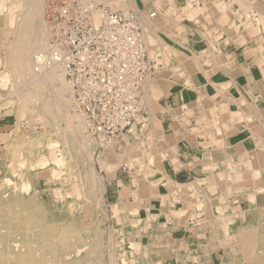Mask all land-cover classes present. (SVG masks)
<instances>
[{
	"label": "bare ground",
	"instance_id": "1",
	"mask_svg": "<svg viewBox=\"0 0 264 264\" xmlns=\"http://www.w3.org/2000/svg\"><path fill=\"white\" fill-rule=\"evenodd\" d=\"M145 1L146 0H96V2H100L104 8L107 7L110 9V11L113 12L120 10L121 11L120 13L123 15H126L130 12H136L135 10L134 11L131 10V7L137 9V6L139 8V2H145ZM151 3L154 7V10L158 14H160V11L164 13L168 11L166 7L167 4H165L163 0H151ZM45 5L46 4L44 0H0V107H3L4 105L7 104L15 105L17 107L18 117H20V119L29 118L30 120L39 122V125H41L39 127H41L42 130L40 133L33 136L27 142L16 140L13 141L12 144L6 146V148L10 146V152L16 162L22 165L24 164V162H26L25 163L26 170L24 171L19 170L17 172L15 170H11V175L15 177L18 181L14 184H9L10 182L9 180L3 179L4 182L3 184H8L7 185L8 187L7 190L0 192V264H102L103 263L102 258L105 257L104 255L107 256V262H106L107 264H115V262L113 261L114 260L113 257L115 256V252L113 249L114 248L113 240L110 237L108 238L105 237L106 244H104L105 238L102 230L98 226L97 227L92 226L90 220L84 221L80 219L77 220L74 217L72 218L71 210L75 207H78V203L75 201L81 200L83 202L82 203L83 206L88 210L91 207L95 209L102 207L105 204L103 198V195L105 193V185L103 180L109 181L113 179L116 170L120 166L125 167L127 171L129 170V173L133 175L135 174L138 175V173H140L143 170L141 172L143 173L142 175L144 177L142 178V180L146 184L151 183V181L148 180L147 178V174L148 175L152 173L160 174V180L154 184V187H149L147 190L151 191V193H157V189L159 190V188L161 187L156 188L155 185H157L158 182L159 183L165 182V185L169 186L170 189L172 190V199H176V197L178 196L184 198L185 196L188 197L187 194H189V190L192 189V186L190 184L189 185L185 184V186H179L180 185L179 184L177 186V183L174 184L175 183L174 180L173 183L166 175V173H164V169L161 165V159L162 157L169 156V154H171V148L163 151L161 150L162 148L153 145L151 150L148 151L149 155L146 157L147 162L145 164V163H141V160L139 159L140 156L138 157L140 162H138L137 157H136L137 161L133 162V158H135V156L133 157V154L135 155V152H137L136 150H138L140 155L143 153L142 150L137 149L138 144L137 145L135 144L137 147L136 148L130 142L131 145H127V147L123 150V152L120 155H116L114 154L115 152H113V149L117 151L121 148V145L117 147L113 143H108L107 145H103L104 142L103 137L101 136H98L97 138L90 137V135L87 133L88 126L84 122L83 116L79 114V112L76 110L75 108L76 106L71 98L70 87H69L70 84L66 81L64 75L59 70L58 68L59 66H54L52 68L45 69L43 67L44 65L43 63H39L36 61L37 56L41 55L42 52L46 51L48 48L47 41L49 37V28L47 27L48 26L47 23L43 20V14L45 13L44 10ZM144 8L146 9V7L144 6L142 7V10H144ZM170 12H172V10ZM151 14H153V17L150 18L148 14L147 18L149 19L154 18L156 13H151ZM100 17H101L100 12H94L91 16L92 23L98 24ZM177 18L172 20H177ZM170 19L171 18L169 17V21ZM178 19L180 20V18ZM259 19L260 17H258V20ZM140 24L143 32L145 47L147 50L149 67L153 64V66L160 67V69L162 70L164 68L163 58L165 57L166 54L165 53L166 46L164 43L160 42L159 37L156 35L157 32L155 30V26L152 24L151 21L146 19L144 21L141 20ZM260 24L263 23L261 22ZM45 27H47L48 29H46ZM181 38L183 37L181 36ZM38 53L40 54L37 55ZM175 71L178 72L180 75L181 68L177 67ZM4 91L8 92V96L2 99L1 92ZM150 94L151 96L148 94L147 91V94L145 95L144 92L145 107H147L146 104H148L149 97L151 98L155 95V91L150 92ZM220 111L222 112V110ZM220 111L217 112L220 113ZM143 118L144 116L141 118V120H143ZM131 127L127 129V132L130 129L133 131V128ZM154 130H153V134H155ZM216 131L218 130L216 129ZM126 134L124 135L123 138H125ZM151 134L152 133H150V135ZM52 136H56L58 139L52 140ZM151 137L149 138L151 139ZM150 144L148 143V145ZM58 145L59 146L61 145L60 146L61 148H59ZM95 145L99 150L102 149L99 152L98 156L96 155L97 157L96 162L100 167L99 170H101L103 174V178H99L96 175V172L93 167L92 154L94 151L93 146ZM45 147L47 148L48 156L31 155L30 158L28 159H25L24 156H22V150L24 151V149L32 153L35 150L37 152L39 149ZM147 147L149 148L150 146ZM260 154L262 155V153ZM171 160H173V158ZM263 162L261 164H263ZM37 169H42L43 171L31 172V170L34 171ZM132 170H135V172ZM222 173L219 174L222 182H225L227 180L230 182L240 181L242 179V176L239 175L238 173L234 174L233 176L229 174L225 175V173L223 174ZM222 175L226 176V178H222L221 177ZM136 176L135 179L132 180L133 184L137 182ZM42 177H46L47 179L50 180L56 179L57 181H59L61 186H66V185L69 186L68 191L66 192L64 191L63 193L62 191L64 189L54 190L53 188L54 190L53 192L55 195L54 197L57 202V208L54 212L51 213L49 212L48 206L45 203L44 199L40 196L41 192L39 191L38 188L39 186L38 179ZM250 177H251V182L254 181L253 183L255 185L259 182L260 177H259V173L256 170L253 171ZM239 183L240 182H238V184ZM238 186H240V184ZM258 189L256 191L253 190V192L250 194L248 193V196L246 197L248 198L249 202L252 204L256 202L257 193L255 192H257ZM126 192L127 190L125 188L122 190L121 195ZM64 197L74 198V203L67 204L68 206H66L65 208L64 207L65 205L63 206ZM136 197L134 201H136ZM154 197H157V195L155 194ZM160 199L162 203L167 202L166 200L167 197L161 196ZM219 200L221 201L220 202L221 204L223 199L218 198V201ZM199 201L200 200L197 201L198 206L196 208L198 214L200 210H202L201 209L202 203H199ZM139 202L140 201H138V203ZM134 204L137 205L136 203ZM228 204L230 203L228 202ZM131 207L130 209L136 211L135 210L136 207L135 209ZM64 208L66 209V211ZM122 209L124 210L125 208L122 207ZM223 210L224 209L218 207L219 215L217 216V226H219V228L221 227L225 234L226 230L229 228L228 223L230 222L229 218L231 217L224 215ZM60 211L62 212L59 215ZM64 212H67L68 214H64ZM119 212L120 210L118 208V205H114V206L112 205L111 217L114 223V228L120 226L122 223V219L119 217L118 214ZM172 212L173 211H171L170 213ZM89 213L91 212L89 211ZM190 213L193 214L192 212ZM107 214L108 213L104 212L105 217ZM198 214L196 216H198ZM65 216H67V218ZM176 216L177 215H175V217ZM259 226H261V224ZM250 230L252 229L250 228ZM250 230L249 229L238 230L232 235V237L229 236L230 238H234V239L239 238V241L234 244L233 248H237L240 257L242 256V258H244L247 261H251L252 259L254 260L253 257L255 256L256 258L258 253L262 255V257L264 258V236L263 237L262 236L260 237V235L257 236L259 231L257 232L256 228L255 230L253 229V231ZM238 233L240 235H238ZM226 235H228L227 232ZM134 243L133 245L130 246H132L134 250L138 251L139 246L138 244H134ZM104 245H107L105 248L107 250L105 252L103 251ZM121 259H122V255H121ZM121 263L126 264V261L125 260H123L122 262L120 261V264Z\"/></svg>",
	"mask_w": 264,
	"mask_h": 264
},
{
	"label": "crops",
	"instance_id": "2",
	"mask_svg": "<svg viewBox=\"0 0 264 264\" xmlns=\"http://www.w3.org/2000/svg\"><path fill=\"white\" fill-rule=\"evenodd\" d=\"M163 1L168 5L166 13L158 14L152 4L147 11L156 13L151 20L163 35L166 60L161 73L152 69L146 83L145 95L147 91L150 96L155 91V95L148 99L145 117L164 134V143H169L165 150L171 148L164 173L177 186L190 184L193 190L188 197L172 199L169 186L157 189L156 224H163V228L159 229L161 253L156 261L226 264L229 256L220 243L225 236L217 226L218 207L233 218L245 200L228 198L220 204L218 192H253L261 185L264 191V0ZM141 20H145L143 16ZM177 67L181 76L175 71ZM255 170L262 184L253 187L248 181ZM222 172L231 176L238 173L247 185L234 188L230 181L222 182ZM209 190L213 191L210 196ZM159 196L167 197V202L162 203ZM198 200L202 203L199 214Z\"/></svg>",
	"mask_w": 264,
	"mask_h": 264
},
{
	"label": "built area",
	"instance_id": "3",
	"mask_svg": "<svg viewBox=\"0 0 264 264\" xmlns=\"http://www.w3.org/2000/svg\"><path fill=\"white\" fill-rule=\"evenodd\" d=\"M94 12L101 13L98 24L91 21ZM44 15L48 48L36 61L45 69L59 66L90 137L120 146L127 129L146 113L151 69L140 24L143 10L123 15L96 0H46Z\"/></svg>",
	"mask_w": 264,
	"mask_h": 264
},
{
	"label": "rangeland",
	"instance_id": "4",
	"mask_svg": "<svg viewBox=\"0 0 264 264\" xmlns=\"http://www.w3.org/2000/svg\"><path fill=\"white\" fill-rule=\"evenodd\" d=\"M44 1L46 4V0H44ZM150 4H152L151 0H146L145 2H139V8H138V6H137V9L131 7V10L140 11V10H142V7L145 6L146 9L144 8L142 16L144 19L152 22L153 20L147 18V15H148L147 11L150 7ZM116 12L120 13L121 11L118 10ZM162 13L163 12L160 11V14H162ZM43 20L46 22L44 14H43ZM47 27L49 28V26H47ZM47 27H45V28L48 29ZM155 30L157 32L156 27H155ZM156 35L159 37L160 42L163 43V40H164L163 35H161L158 32L156 33ZM39 54L40 53H38L37 55H39ZM150 69L151 70L154 69L155 73L157 71H159V72L161 71L160 67H155V66H153V64L150 66ZM1 95H2L1 98L4 99L8 96V92L7 91L1 92ZM3 107H0V149H1L0 150V192L7 190V187H8L7 186L8 184H3L4 183L3 179L9 180L10 181L9 184H14V183L18 182L17 179L11 175V170H15L16 172L19 170L20 171L26 170V164H25L26 162H24L23 165L16 162L15 159L13 158L11 152H10V146L7 148H6V146L12 144L13 141H16V140L17 141L21 140L23 142H27L33 136H35L36 134H38L42 131L41 127H39V126H41V125H39V122H35L33 120H30L29 118H21L20 119V117H18L17 107L15 105L7 104V105H4ZM20 124L21 125L23 124V125L21 126ZM131 128H133V131L131 129H130L131 131L128 130L125 138H123L122 143L120 144L121 148L117 151L115 149H113V152H115L114 154L120 155L123 152V150L127 147V145H131V143L135 147L138 144L137 145L138 148L137 147L136 148L139 150H142L143 153L140 155L138 150H136L137 152H135V155L133 154V157L135 156V158H133V162L137 161L136 157L138 159V157L140 156L141 158L139 157V159L141 160V163L146 164V162H147L146 157L149 155L148 151L151 150L153 145H156L157 147L162 148L161 150L165 151V145L169 144L168 142H167L168 144L164 143L166 138L163 136V134L161 136L162 132H161V130H159L160 128L158 127V125L150 124V120L148 118H146L145 115H144L143 120H141V122L139 124H136L135 126H133ZM34 129H35V131H34ZM150 130H151V132H150ZM153 130H154L155 134H153ZM150 133H152V134L150 135ZM147 136H148V138H147ZM24 137H26V138H24ZM149 137H151V139ZM56 139H58L56 136H52V140H56ZM141 140H143V141H141ZM149 141L151 142V144ZM7 142H8V144H7ZM148 143L150 145H148ZM60 146H59V148H61ZM147 146H150V147L148 148ZM93 149H94V151L92 154V160H93L94 170L96 172V175L99 178H103V174H102L101 170H99L100 167L96 162L97 161L96 155L98 156L99 152L102 149L99 150L96 145L93 146ZM117 152H118V154H117ZM31 155L32 156H34V155L48 156L47 148L45 147V148L39 149L37 152L35 150L32 153L30 151L28 152L25 149H24V151L22 150V156H24L25 159L30 158ZM139 159H138V162H140ZM165 161H166V156L162 157V159H161V165H162L163 169H165ZM12 162H14V163H12ZM16 167H18V168H16ZM124 168L125 167L120 166L116 170L115 176L113 179H111L109 181L103 180L104 185H105V193L103 195L105 204L102 207H99L96 209L91 207L92 209L90 208L88 210L87 208H85L83 206V204H82L83 202L81 200L75 201L78 203V207H75L71 210L72 218L74 217L77 220L80 219V220H84V221L90 220L92 223L91 224L92 226H95V227L98 226L102 230L104 238L110 237L113 240V242H114L113 243L114 244L113 249L115 252V256L113 257V259H114L113 261L115 262V264H120V261L122 262L123 260L126 261V264H128V263L129 264H164L161 262L160 259L156 262V260H157L156 258L157 257L160 258L159 257L160 255L158 253H161V247L159 245H160V241L162 240V238L159 236V234L162 235V229L161 230H159V229L163 228L162 227L163 224H158V225L156 224V220L158 217H156L155 215H157L156 212H157V209L159 208V202L156 200V198L154 196H155V194L157 195V193H151V191L147 190L149 187H154V184L160 180V174H158V173H152L149 175L147 174V178H148V180L151 181V183L146 184L142 180V178H144L142 175L143 173H141L143 170L140 172L141 174L138 173V175L137 174L133 175V174L129 173V170L127 171V169L126 168L124 169ZM21 169H23V170H21ZM42 171H43L42 169H37L34 171L31 170V172H42ZM132 171L135 172V170H132ZM140 175H142V176H140ZM225 175H227V174H225ZM135 176H136L137 182L133 184L132 180L135 179ZM223 176L224 175H222L221 177L226 178V176H224V177ZM262 177H264V176H262ZM262 177L260 176V178H259V183H258L259 185L262 184V180H261ZM242 180L243 179H241L240 181L230 182L231 186L234 188L235 187L236 188H242V187L246 186L247 182L245 180L244 181H242ZM56 181H57L56 179L50 180V179H47L46 177H42V178L38 179V182H39L38 188H39V191L41 192L40 196L44 199L45 203L47 204L48 210L50 213L54 212L57 208V202L55 200V197H54L55 195H54L53 191L56 189H62V190L64 189L62 191V193H63L64 191L65 192L68 191V187H69L68 185L61 186L59 181H57V182ZM238 182H240L239 183L240 186H238L239 185ZM253 182H251V180L248 181V183L251 184V186L256 187V185ZM158 184H161V185H158ZM158 184L155 185L156 188H159V187L162 188V187L166 186L165 182H162V183L158 182ZM220 187H222V185ZM53 188H54V190H53ZM122 188L123 189L126 188L127 192L121 195V192L123 190ZM258 188H259L258 191L255 192V193H257L256 198L259 195V198L256 201V203L258 204L257 207H254L252 203L248 202V200L245 199V197L248 196V193L250 194L252 192H243L241 190H237L235 192H232V191L226 192V191L221 190L218 192V196L220 195L219 199H223V202L225 200H227L228 198H232L233 200H239V199L244 198V200H245V202H244L245 206L238 209V211L240 210V212H238L236 214V216L234 215L235 216V217H233L234 219L229 218L230 219V222L228 223L229 228L226 230L228 235H226V232L224 234L221 227H220L221 229L218 227L220 234L223 232L222 236L224 237V235H225V238L221 239L220 243L222 244L223 247L226 248L225 250L228 251L227 253L229 256V262L226 264H250V263L251 264H264V258L259 253L256 256L257 259L254 256L253 257L254 260L252 259L251 261L245 260L244 258H242V256L240 257V254L237 251L238 249L233 248L234 244L239 241V238L234 239V238L229 237V236L232 237V235L235 232H237L238 230H246V229L250 230V228L252 229L250 231H253V229L255 230V228H256L257 232L259 231L257 236L258 235H260V237L264 236V234H263L264 233V191L262 190V185H261V187H258ZM210 192H213V191L207 192V194H209V196L212 194ZM214 193H215L214 195H217L216 192H214ZM221 194H222V196H221ZM245 195H247V196H245ZM226 196H228V197H226ZM135 197H136V201H134ZM159 198H161V197L159 196ZM63 199H64L63 206L65 205L64 206L65 208H66V206H68L67 204L74 203V198L64 197ZM121 201H122V203H121ZM138 201H140V202L138 203ZM134 203H136L138 206L135 205ZM246 203H247V206H246ZM122 204H124V205H122ZM112 205L113 206L118 205V208L120 210V212L118 214H119V217L122 219L121 225L116 227V228H114V223H113V220L111 217L112 216L111 215ZM122 207L125 209L123 210ZM130 207L133 209H135V207H136V209H135L136 211H133L132 209H130ZM79 210H81V211H79ZM128 210H130V211L132 210V211L130 212ZM65 211H66V209H65ZM89 211L91 213H89ZM61 212L62 211L59 212V215ZM104 212L108 213L106 215V217L104 216ZM64 214H68V213L64 212ZM254 215L257 217H255ZM65 217L67 218V216H65ZM128 218H129V220H128ZM260 224H261V226H259ZM241 225H242V227H241ZM237 227H238V229H237ZM108 235H110V236H108ZM238 235H240V234L238 233ZM106 238H105L104 244H106ZM132 242L133 243L136 242L134 244H138V246H139L138 251L134 250V248L132 246H130V245H133ZM157 243H158V245H157ZM106 246L107 245H104V248H103L104 252L107 250V249H105ZM260 250H262V249H260ZM121 255H122L123 260L121 259ZM104 256L105 257L102 258V260H103L102 264H107L106 263L107 262V256L106 255H104ZM259 257H260V259H259ZM242 259H244V260H242Z\"/></svg>",
	"mask_w": 264,
	"mask_h": 264
}]
</instances>
